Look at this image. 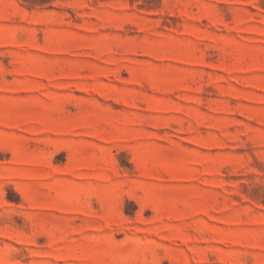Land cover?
Instances as JSON below:
<instances>
[{
	"label": "rangeland",
	"instance_id": "1",
	"mask_svg": "<svg viewBox=\"0 0 264 264\" xmlns=\"http://www.w3.org/2000/svg\"><path fill=\"white\" fill-rule=\"evenodd\" d=\"M0 264H264V0H0Z\"/></svg>",
	"mask_w": 264,
	"mask_h": 264
}]
</instances>
